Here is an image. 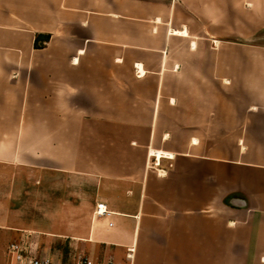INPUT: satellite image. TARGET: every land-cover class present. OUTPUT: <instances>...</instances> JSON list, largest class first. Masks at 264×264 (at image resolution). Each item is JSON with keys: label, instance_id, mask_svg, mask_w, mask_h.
<instances>
[{"label": "crops", "instance_id": "0c3cea01", "mask_svg": "<svg viewBox=\"0 0 264 264\" xmlns=\"http://www.w3.org/2000/svg\"><path fill=\"white\" fill-rule=\"evenodd\" d=\"M2 164L59 264H264V0H0Z\"/></svg>", "mask_w": 264, "mask_h": 264}, {"label": "rangeland", "instance_id": "374dc122", "mask_svg": "<svg viewBox=\"0 0 264 264\" xmlns=\"http://www.w3.org/2000/svg\"><path fill=\"white\" fill-rule=\"evenodd\" d=\"M52 178H45L36 172L31 171V168H23L8 164L0 165V222H7L10 220L14 222L13 227L26 228V229H38V231L46 232L49 234L40 233L41 238H49L51 235L49 231L52 230L51 225H36L35 222L39 218L38 211L36 208L37 194L36 193H24L21 192L26 186L34 187L37 184H54L58 183L66 185V177H58L50 180ZM48 181V182H47ZM67 198V193L60 194ZM21 206H24L20 209ZM11 213L18 214L15 216H10ZM20 214V215H19ZM22 221H27L23 224ZM16 222V225H15ZM7 224H0V248H5L10 241L18 240V231H14L13 228H8ZM49 229V230H48ZM48 231V232H47ZM30 233V232H29ZM24 234V233H23ZM28 234V233H25ZM32 234V233H31ZM39 234V233H36ZM33 233V236L36 235ZM30 237L31 235H24V237ZM38 236V237H39ZM38 239L37 237H33ZM31 238V239H33ZM33 239V240H34ZM51 244V243H50ZM49 243L44 242L38 247V251H46L45 248L49 247ZM62 247V246H61ZM52 251V252H51ZM54 253L53 249L47 250V253ZM51 255V254H49Z\"/></svg>", "mask_w": 264, "mask_h": 264}, {"label": "built area", "instance_id": "2783aa9c", "mask_svg": "<svg viewBox=\"0 0 264 264\" xmlns=\"http://www.w3.org/2000/svg\"><path fill=\"white\" fill-rule=\"evenodd\" d=\"M158 159V157H156ZM159 163V161H156ZM115 214L104 201L96 203L94 215L98 218L110 219ZM113 226V222L109 223ZM8 255L13 264H59L52 257L41 256L38 253V243L32 239L23 238L15 240L9 244ZM75 264H86L87 258L80 255L76 258ZM102 264H114L113 259L109 258Z\"/></svg>", "mask_w": 264, "mask_h": 264}, {"label": "trees", "instance_id": "16d2710c", "mask_svg": "<svg viewBox=\"0 0 264 264\" xmlns=\"http://www.w3.org/2000/svg\"><path fill=\"white\" fill-rule=\"evenodd\" d=\"M35 45H36V46L39 45V43H38V38L36 39Z\"/></svg>", "mask_w": 264, "mask_h": 264}, {"label": "bare ground", "instance_id": "6f19581e", "mask_svg": "<svg viewBox=\"0 0 264 264\" xmlns=\"http://www.w3.org/2000/svg\"><path fill=\"white\" fill-rule=\"evenodd\" d=\"M155 154H158V155H159V157L161 156V155H160V154H161V152H158V153H156V152H155Z\"/></svg>", "mask_w": 264, "mask_h": 264}]
</instances>
